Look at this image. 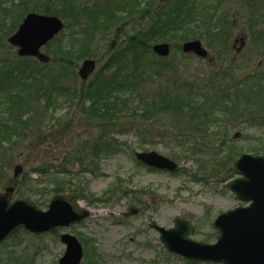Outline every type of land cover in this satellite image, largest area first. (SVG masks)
Segmentation results:
<instances>
[{"label":"rangeland","instance_id":"1","mask_svg":"<svg viewBox=\"0 0 264 264\" xmlns=\"http://www.w3.org/2000/svg\"><path fill=\"white\" fill-rule=\"evenodd\" d=\"M76 1L90 7L103 3V0ZM177 1H157L152 4V11L157 8H160V11L168 10V7ZM145 2L146 0H142L141 7H146ZM263 3L264 0L253 3L248 0H225L218 8L221 20L224 19L233 25L228 34V42L233 45L235 54H240L243 51L241 44L248 41L244 39L246 22L240 21V25L236 26V19L245 20L246 12L251 7L257 8ZM201 6L205 9H202L201 16L204 23L194 22L190 26L195 30L199 26L200 30L212 31L213 27H206L208 23L213 22L212 13L205 8L206 1ZM154 14L143 18L139 10L130 15L123 14L117 23L105 31H100L90 47V55L85 57L96 60L95 70L88 79H82L78 74L82 59L76 70L77 77L67 78L66 84L76 83L79 88L87 87L107 64L111 50H114L111 46L128 41L130 35L138 34L139 30H148L155 18H158ZM80 19L68 22L65 20L66 25L69 24L70 27H66L57 40L48 43L43 48L44 52L52 56L54 48L59 45H62L60 48L68 47L73 33L77 32L74 25ZM6 42L9 44L7 38ZM202 42L210 52L205 59L190 53L184 54L182 48L172 45L168 58L176 59L179 77L207 76L217 70L229 56L222 54L223 47L214 51ZM261 44L262 41H255L250 50L245 52L241 61L248 63L246 67H252L259 58ZM13 51L17 54L15 47ZM224 65L222 67H225ZM168 76L165 77L169 78ZM162 80L163 78H158L155 81V85L150 87L152 92L157 91L156 87L162 84ZM88 104L89 101L86 100L85 105ZM37 108L35 106V110ZM38 110L26 142L17 143L7 159L0 192L6 191L9 186L16 190L11 180L20 182L23 173L28 171L34 179L33 184L37 186L29 188L26 198L36 202L38 207L45 211L53 197L52 185L49 183L53 179V167L64 164L69 166L71 172L61 173L60 176L75 178L79 193H82L80 186L86 188L89 200L100 198L113 187L129 195L119 199L114 197L109 205L99 202L90 204L88 200L83 199L75 200L78 205H89L92 215L70 228H58L42 234H34L21 228L0 245V264H59V259L66 250L65 244L60 240V235L64 232L74 233L82 241L84 259L81 264H215L190 262L182 256L168 252L160 241L159 233L150 227V223L155 222L168 228L173 226L174 218L181 216L194 225L193 239L214 243L218 237V231L213 227L215 218L224 211L244 205L227 187V184L238 176L233 173L230 177L229 169L233 168L234 160L243 153L264 155V126L254 127L250 122L243 120L237 121L234 126L230 125L226 133L220 131V135H217L211 132L207 137L213 144L206 146L209 149L204 150L202 156L194 157L183 151L184 147L192 148L193 151V148L202 147V143L181 142L175 138L174 135L180 132L183 126L177 121L173 123L170 115H156L151 121L124 115L110 124L107 120H95L84 114L79 101L70 107L68 103H62L57 110L48 112L42 107ZM219 126V130H225L224 124ZM211 130L216 131V128L211 127ZM222 139L226 141L224 146L220 143ZM73 149H78L79 152L70 155ZM140 151L159 152L176 160L180 168L175 172L149 169L137 160L136 153ZM256 151H259V154H256ZM85 157L94 160V163L86 166L81 162ZM212 163L218 165H213L215 168L211 169ZM16 165L24 168L18 176L14 174ZM89 165L93 167L92 171L86 170ZM37 168L50 172L42 176L36 171ZM78 180H82L84 185H79ZM21 187L24 188L23 185ZM135 195H138V199ZM14 198H18L16 192ZM132 205L138 206L140 211L132 216H124Z\"/></svg>","mask_w":264,"mask_h":264},{"label":"trees","instance_id":"2","mask_svg":"<svg viewBox=\"0 0 264 264\" xmlns=\"http://www.w3.org/2000/svg\"><path fill=\"white\" fill-rule=\"evenodd\" d=\"M157 1L146 0V7H141L142 0H103V3L90 7L76 0H0V184L12 149L26 142L32 121L37 118L41 107L48 112L57 110L62 103H68L70 107L79 101L84 114L95 120H107L110 124L124 115L146 121H151L156 115H170L173 123L177 121L183 126V131L179 130L175 138L181 142L202 143V147L193 148V151L183 146V151L194 157L202 156L204 150L209 149L206 146L213 144L207 137L211 132L217 135L220 131L226 133L230 125L243 120L254 127L264 126V3L257 8L251 7L245 20L236 19V26L240 25V21L246 22L248 41L243 51L235 54L233 45L228 42L233 25L224 19L222 21L217 11L225 0H178L168 10L157 8L152 11V4ZM204 1L213 21L206 27H213L212 31L200 30L199 26L195 30L190 26L194 22L204 23L201 17ZM248 1L253 3L257 0ZM136 10L140 11L141 18L153 13L158 18L148 30H139L138 34L130 35L128 41L113 44L111 47L114 50H111L104 69L87 87L66 84L67 78L77 77L79 62L90 55V47L98 33L117 23L123 14L130 15ZM31 11L58 15L67 22L82 16L74 25L77 32L73 33L70 45L54 48L50 63H41L33 57H19L13 51L14 47L6 42V38ZM66 27H70L69 24ZM191 39H201L212 50L223 47L222 54L229 56L207 76L182 78L177 74L176 59L164 58L152 51V44L156 42H170L173 47L181 49L182 43ZM255 41H262V47L258 52L259 58L248 68V63L241 59ZM223 64L225 67H222ZM158 78H163L164 82L162 80L154 93L150 87ZM86 100L88 105H85ZM35 106L38 107L36 110ZM220 124H224L225 130H219ZM211 127H215L216 131ZM225 142L222 139L221 146ZM78 152V149H73L70 155ZM256 152L259 154V151ZM84 159L81 162L86 166L94 163L90 158ZM63 165L53 167V179L49 182L53 195L68 192L76 200L108 205L114 197L119 199L129 195L113 187L100 198L89 200L86 188L80 186L82 193H79L75 178L60 176L61 173L71 172L68 165ZM213 165L218 164L212 163L211 169L215 168ZM92 169L89 165L86 170ZM36 171L42 176L50 172L43 169ZM229 172L231 177L233 168ZM33 180L28 171L23 173L20 182L11 180L16 186L17 197L28 196L29 188L37 186ZM77 182L84 185L82 180ZM134 197L138 199V195Z\"/></svg>","mask_w":264,"mask_h":264},{"label":"water","instance_id":"3","mask_svg":"<svg viewBox=\"0 0 264 264\" xmlns=\"http://www.w3.org/2000/svg\"><path fill=\"white\" fill-rule=\"evenodd\" d=\"M64 28V21L57 15L29 12L17 30L8 37V41L17 47L19 56H31L47 63L51 61V56L42 49ZM152 49L164 57L171 52L167 42L155 43ZM183 50L199 57L208 55L199 39L184 42ZM95 68L96 60L86 58L79 68V76L86 80ZM136 156L150 167L171 171L178 168L176 161L156 151H141ZM22 170L21 165H16L15 176ZM234 170L240 176L228 183V189L245 205L222 212L216 217L213 226L219 232L217 241L208 243L193 239L194 226L185 218L176 217L174 226L169 228L152 222L150 227L159 232L160 240L168 251L191 262L264 264V155L243 153L234 162ZM13 192L12 186L0 192V245L21 228L42 234L57 228H69L92 215L90 207L77 205L67 194L54 195L48 209L44 211L32 200L14 198ZM138 212V207L131 206L124 215ZM60 240L66 250L59 264H81L84 249L80 239L73 233L64 232Z\"/></svg>","mask_w":264,"mask_h":264}]
</instances>
